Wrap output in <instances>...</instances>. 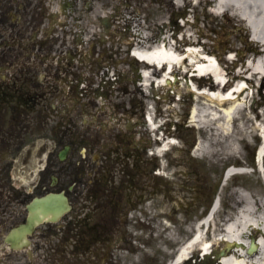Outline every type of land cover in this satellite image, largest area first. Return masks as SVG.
<instances>
[{"label": "rangeland", "instance_id": "1", "mask_svg": "<svg viewBox=\"0 0 264 264\" xmlns=\"http://www.w3.org/2000/svg\"><path fill=\"white\" fill-rule=\"evenodd\" d=\"M161 1L159 9L155 5H149L148 17L151 23H156L157 19L166 20L175 11L172 0ZM175 4L178 10H180L181 6H185L187 8L186 15L194 21L196 20L195 14L199 15L198 24L200 28L197 26L190 27L194 33L197 30L199 31V36H197V33L195 34V37H198L196 40L199 46H204V48L211 50L214 57L222 61L227 69H231L232 71L239 68V66L244 64L246 59L254 58V56L260 53L256 42L249 41L247 38L248 30L246 29L244 20L235 13L224 12V14L216 15L210 11L207 3L203 2L198 6L195 0H183V2L182 0H175ZM146 11V6H142L141 13L146 14ZM185 27L187 28V26ZM212 27L215 32L210 31ZM120 37L122 38L121 35ZM218 38H220V41L216 42ZM124 39L130 41L129 36ZM153 41L155 40L153 39L149 43H154ZM223 41L230 42L229 45H226L228 48L225 51L220 48V45H223L221 44ZM248 42L249 44L247 45ZM121 56L120 60L127 58L128 61L133 60L134 62V59L130 55L123 53ZM89 76L91 77V73ZM133 76V71L128 66L125 79L121 83L118 94V97L122 98L121 100H124V98L128 100L130 98L132 101H140L142 99L144 89L142 90L140 88L141 85L138 86V84L132 81ZM257 82V87L252 90L254 91V95L252 94L248 98L247 108L245 110L239 109L236 112L234 120L226 121L225 119H213L211 116H205L202 118V122L207 126L205 130L188 126L185 122L177 132L180 145L171 148L172 153L171 151L169 152L171 156L169 154L163 156H167L169 165L165 160H163L162 166H160L159 159H154V161L146 159L139 163V166L145 171L144 176L132 178H128L126 173L122 172L123 169L128 170V172L132 170L130 167L132 166L131 162H120L115 166L119 169L115 173V195L118 192L121 194L120 198L115 196V264H167L168 261L175 262L174 259L181 243L192 236L194 224L208 213L217 194L220 195L221 201L220 207L212 219L214 228L209 229L212 231V236L209 232L205 235L211 238L220 236V242L216 243L212 249H223L227 245L226 240L222 241L224 237L222 227L224 228L226 225L232 227L231 224L238 220L239 213L241 212L239 207L241 203L238 202L240 192L264 202V173L250 169L249 172L232 174L227 179H224L226 166L230 164L229 161L231 160L236 159L240 161L238 155L249 164H255L252 156L254 149L260 141V136L253 119L249 120L247 115L253 113L255 117L256 114L257 118L263 122L264 94L262 93V89L264 88V84L261 85L263 79H259ZM179 83L182 85V80ZM48 85L42 84L41 86L46 89ZM159 89L163 90L160 86ZM175 90L179 91L180 94L182 93V97L185 99L183 103L178 102L179 115H181L182 119V116L186 117L185 115L188 114L189 103H192L193 99L191 96V98L189 97L190 89L186 83L180 87H176ZM217 92L212 94L216 96ZM61 93L57 91L55 95L50 97L49 103H55L56 106H59L62 116L56 114V116H52V121L48 125H42V123L39 125L38 123L33 125V129L34 131L37 130L46 134H41V139L39 140L40 150H42V144L44 143L45 146L47 144V131L43 128L47 126L55 127L56 139L51 138L49 141L50 147H54L56 144L55 152H50L48 163H50V160L53 161L51 164H55L56 169L59 171V176L62 177L61 181L64 183V168L70 169L71 175L74 177L80 172H88L91 168H97L98 162L94 160V156L97 152L102 151L103 143L97 139L96 132L99 130L98 127L94 125L95 123L92 124L91 122L95 121L96 117L93 105L89 104L87 111L80 105L74 108L73 97L67 100ZM117 100L122 102L119 99ZM65 102H67V107L71 108V113L68 116H65L66 112L63 110L66 108ZM91 102L95 101L91 100ZM40 110L41 112L47 111L46 108H40ZM36 114H38L37 111ZM136 119L137 117H134V120ZM187 123L190 124L189 121ZM22 135L26 138V135ZM197 137L200 138V143L207 147V151H203L202 158L193 157L189 151L190 145ZM128 138L132 139L129 135ZM150 141L151 148H153L155 141L153 142L151 133ZM65 142L70 143L74 151L71 152L72 156L70 155L68 159L60 161L58 152ZM31 143V138H29L25 140V145L22 149H20L21 147L13 148L10 145L9 148L12 152L9 151L6 154L5 170L8 181H18L20 179V175L15 170L12 171V169L13 167L19 169L21 165H27L26 162L24 164L23 156ZM109 145L112 146L111 144ZM81 146L83 147L80 148ZM41 155L42 153L39 157ZM176 159L177 164L174 163ZM1 164L5 165V161L2 159H0ZM155 165H159L164 170L166 177L159 178L154 175L151 168ZM254 168L256 169L255 165ZM185 170L188 173L183 174L182 172ZM11 171L14 173V176ZM19 174L22 175V173ZM93 179L101 180L99 177L96 179L93 172L88 173V181L90 182ZM25 181L30 184L31 178H27ZM139 196H141L142 212L145 213L144 206L149 209L155 207V210H159L162 207L166 212L167 218L170 219L167 223L171 225L166 227L160 216L152 214L145 216L148 219V224L136 223L134 218L139 213L133 209L135 206L138 207L136 203L139 200L137 198ZM174 203L178 205V210L173 209L171 212ZM17 208L19 210V206ZM126 209H129L128 214L125 212ZM138 209L141 208L138 207ZM78 218L80 219L79 216ZM73 220L75 222V218ZM89 222L94 223L98 221L91 219ZM99 223L104 224V222ZM253 232L258 234V227H255ZM77 236L81 235L78 234ZM110 238L107 235L89 236L87 241L97 239L93 243L97 248L89 247L87 249V264H104L103 255L106 254H109V262L107 264H110L111 244L107 245ZM102 242L105 244L104 247L101 246ZM202 245L204 247V244ZM201 253L203 252L198 249L195 250L191 256L192 263L187 261L185 264H197V262L201 263L205 261L207 257L204 254L202 261L198 259L199 256L202 257ZM210 256L214 259L215 264L218 263L220 256L216 257L212 252H210ZM64 261L66 264H81L80 259L72 256H67ZM43 264H52V260L43 262Z\"/></svg>", "mask_w": 264, "mask_h": 264}, {"label": "flooded vegetation", "instance_id": "2", "mask_svg": "<svg viewBox=\"0 0 264 264\" xmlns=\"http://www.w3.org/2000/svg\"><path fill=\"white\" fill-rule=\"evenodd\" d=\"M154 1L129 0L128 7L131 9L133 17L137 18L138 9L135 6L149 5V2L153 3ZM49 2L50 0H0V159L5 161V165H0V230L5 233L11 230L15 225L14 223L20 218L24 219L26 203L31 195L45 193L53 188L50 183L44 181L42 183L37 182L32 189H27L22 187L23 183L8 181L5 173L6 154L9 151L12 152L9 148L10 145L13 148L21 147L20 149H22L25 145V140L31 138L32 143L27 150L26 160L32 154L33 146L39 138V131H34L33 125L38 124L39 120L44 121L47 119V117L40 116L41 112L37 108L40 107V104L47 107V104L40 100L41 98L45 99L52 90H50V86L43 92L37 90L36 85L25 84L20 86L17 84V81L21 80L18 75L11 76L10 81L12 80V82H10L1 74L2 63L9 53L6 44L10 41V36L13 34L11 31L15 25V14L20 11L25 13L30 11L29 21H35L37 19L35 18V12H38L39 8H43V6L45 10L46 4ZM65 2L69 8V15H66V27L68 28L84 27L87 6L90 5L92 10H95L103 4V0H66ZM70 12H72L71 15ZM12 48L17 51L16 45H12ZM27 81L34 83L36 79L34 76H30ZM80 95L82 96L83 93L81 92ZM105 105L102 102L97 106L98 114L101 118L100 130L97 136L103 140L107 136L111 137L110 141L114 143L115 148V146H119L123 134L120 133L116 125L112 128L111 134H107V120L104 119L107 114ZM10 111H12V116L8 117L7 113ZM35 111L40 114H36ZM110 113L115 114V101L110 107ZM21 134L26 135V138L23 135L21 136ZM54 134V128H52L49 131V135L54 137ZM107 144L104 143L103 145ZM132 146L134 145L132 144ZM137 147L135 154L130 153L128 149H125L122 153L128 157L129 161L132 157L135 161H142L145 156L144 148H140L139 145ZM98 161L100 164L96 172L103 176L108 173V177L111 180L87 182L88 186L84 194L79 189V186L81 184L84 185L85 182L81 181L79 183L75 181L72 184L70 169L67 170L70 182H68L66 188L69 193H72L73 198L76 201L78 199L80 203L79 206H75L76 201L75 203L73 202V209L75 208L78 214L73 215L72 209L64 214L59 222L43 223L31 235L33 238L31 242L33 251L37 253L47 251L49 261L52 260V264H66L64 259L67 256L78 258L81 260V264H86L88 249L86 235H107L111 238L115 236V163L118 162V159L115 158V149L114 152L110 148L105 149L98 156ZM11 173L13 175L12 171ZM49 177L52 178V174H49ZM57 186H60V180L57 181ZM66 188L64 190L67 191ZM17 206H19V210ZM91 219H96L98 222L90 223ZM99 222H104V224ZM78 234L81 236L78 237ZM110 244H107L110 245V264H115V243L112 242ZM101 246L104 247L105 244L102 242ZM19 255L14 252H8L0 264H23L22 257ZM103 258L104 264H107L109 262V254L103 255ZM26 264L31 263L27 262Z\"/></svg>", "mask_w": 264, "mask_h": 264}, {"label": "bare ground", "instance_id": "3", "mask_svg": "<svg viewBox=\"0 0 264 264\" xmlns=\"http://www.w3.org/2000/svg\"><path fill=\"white\" fill-rule=\"evenodd\" d=\"M203 2H214L217 9H221L223 12H233L241 18L246 19L252 29L253 39L262 43L264 47V0H196L198 6ZM184 21L185 26H187V28H185L187 36H185L184 39L189 42L188 51L185 54L189 59L182 60L184 56L183 53L186 51L183 45L184 41L179 39V37L176 38V36H171L169 30H163L162 33L159 34V41L157 43L148 44L143 40L141 46L134 48L132 54L143 59L144 62V74H142L144 83L142 85L148 86L150 82L156 85V77H160L158 79L162 77L164 83L172 84V86L177 85L180 80H182V85L190 81L195 87L196 85H198L199 88L205 87L202 91V95H198L204 98L202 101L203 105H201V107H195L193 110L194 116H211L213 119L232 121L236 117V112H238L239 109L245 110L247 108L248 98L250 95H254V91L252 90L257 87V81L259 79H264V48H262V51H259L260 53L254 56V58H249L246 64H242L238 69L236 68L231 71V69H227L224 66L222 61L212 56L209 49H207V51L201 50V46L196 44L197 40L194 31L191 29L192 27L190 26L191 23L189 19H184ZM166 24L167 23L164 25L167 27ZM154 62H158L159 64L166 62L167 64L163 65L162 68H157ZM178 65H180V67H178ZM193 65L197 66L198 72L194 70L192 74L189 75V71L192 70ZM171 67L173 71L166 72ZM182 67L185 71H182ZM195 73L202 75L197 76ZM226 77H229L228 82L224 85L220 84L219 80H224ZM158 84L163 85L161 83ZM206 90L208 93L205 92ZM216 91H218L216 96L210 94V92L215 93ZM247 116L249 120L253 119L254 122L255 118L253 113ZM146 119L152 123L151 115ZM257 123L258 125L256 124V128H261V131L264 133V126L260 122ZM263 152V148H261L259 153L260 158ZM243 171L247 172L248 170ZM230 174L231 172L226 173L225 178ZM238 196V202L241 203L239 205L241 216L234 222L232 227H222L223 233L233 232V235L230 236V234H228V238L226 239L233 242L237 247L234 249L230 248V250L225 248L218 263L264 264L263 235L258 236L257 250L254 253H249L247 250L251 241L250 237L252 233H254L253 229L258 227L259 232L263 233L264 202L261 200L258 201L252 196L242 192H240ZM217 206L218 198L211 208L210 214H214L217 211ZM206 221H208V219H206ZM198 230L200 234L197 235L201 237L200 241H198V245L204 244L203 249L205 253L210 251V248H212L215 243L220 242L217 238L209 242L207 237L201 234L199 227ZM210 243L212 246L208 247ZM192 247H194V245L178 254L174 264H185L187 261H191L189 255L192 252ZM218 251L217 249L215 252ZM210 261L211 259H208L209 263ZM197 264L199 263L197 262ZM211 264L215 263L212 262Z\"/></svg>", "mask_w": 264, "mask_h": 264}, {"label": "water", "instance_id": "4", "mask_svg": "<svg viewBox=\"0 0 264 264\" xmlns=\"http://www.w3.org/2000/svg\"><path fill=\"white\" fill-rule=\"evenodd\" d=\"M58 197H63L62 194H51L48 195L46 197H42V198H35L34 201L32 203H30L29 207L31 209V211L33 212L38 206H45L44 209V214H47L48 212L51 213H55L54 210V206H56V203L59 201L57 198ZM38 217L35 215H30L28 218V222L27 224L23 225L22 227L26 229V231H30L31 228L33 227V225L35 224V222L37 221ZM53 219V218H52ZM15 240H13L14 242ZM255 249V243H254V238L252 240V244H251V248L249 249V251H253Z\"/></svg>", "mask_w": 264, "mask_h": 264}]
</instances>
